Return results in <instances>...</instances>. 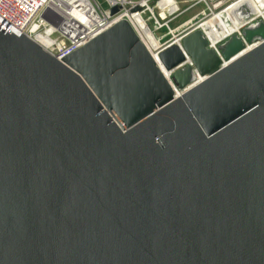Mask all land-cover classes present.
<instances>
[{"label":"water","instance_id":"obj_1","mask_svg":"<svg viewBox=\"0 0 264 264\" xmlns=\"http://www.w3.org/2000/svg\"><path fill=\"white\" fill-rule=\"evenodd\" d=\"M216 49L0 24V264H264L263 19Z\"/></svg>","mask_w":264,"mask_h":264},{"label":"built area","instance_id":"obj_2","mask_svg":"<svg viewBox=\"0 0 264 264\" xmlns=\"http://www.w3.org/2000/svg\"><path fill=\"white\" fill-rule=\"evenodd\" d=\"M85 1L87 5L83 4L84 0H0V24L17 36L25 34L50 54L61 58L114 22L126 19L148 50L156 57L159 48L171 42L175 35H182L197 25L202 28L205 22L219 13L235 11V16L239 15L244 19V25L252 24L259 18L264 21V13L254 15L255 11L264 10V0H196L190 7L203 4L206 14L204 12L199 20L189 24L179 33H174L169 23L189 9L188 7L184 12L178 11L180 8L174 0L166 5L156 3V0H105L106 8L96 0ZM244 2L249 4L250 11L243 6ZM114 6L119 7V11L110 15L109 9ZM134 6H139L141 10L130 13L129 9ZM152 21L154 27L151 30ZM164 26L168 28L171 38L161 43L153 31ZM202 29L208 37L205 29ZM148 33L156 44L151 42ZM228 35L230 34L223 36L218 42ZM209 43L217 50V43L212 44L210 39Z\"/></svg>","mask_w":264,"mask_h":264},{"label":"bare ground","instance_id":"obj_3","mask_svg":"<svg viewBox=\"0 0 264 264\" xmlns=\"http://www.w3.org/2000/svg\"><path fill=\"white\" fill-rule=\"evenodd\" d=\"M255 2V1H253ZM83 4H88L85 0ZM264 10L259 9L255 11V14H263ZM235 11H229V13H219L213 19L205 22L202 28L205 29L212 44L217 43L223 36L232 33L237 30L239 26L244 23L242 17L235 16ZM233 15V16H232ZM206 26V28H205ZM151 42H154L153 40ZM156 44V42H154Z\"/></svg>","mask_w":264,"mask_h":264},{"label":"rangeland","instance_id":"obj_4","mask_svg":"<svg viewBox=\"0 0 264 264\" xmlns=\"http://www.w3.org/2000/svg\"><path fill=\"white\" fill-rule=\"evenodd\" d=\"M96 1L100 5H102L103 8H106L105 0H96ZM170 1L171 0H156V3L159 2L163 5H166ZM195 1L196 0H189L187 3H181L179 6L181 9H184L186 6L188 7L190 4L194 3ZM203 7H204L203 4H199L198 6L194 7L192 10L182 13L181 15H179L177 18H175L174 20H172L169 23V27L171 28V30L174 33H179V31L187 28L189 26V24L192 23L193 20L190 19L191 15ZM178 11H180V9H178ZM205 14H206V10H205ZM153 25H154V23L152 21L150 24L151 30H152V27H154ZM153 34L155 35V37L157 39H160L161 42H165L169 38H171V34L169 33V30H168V28H166V26L162 27L161 29H157V30L153 31Z\"/></svg>","mask_w":264,"mask_h":264},{"label":"crops","instance_id":"obj_5","mask_svg":"<svg viewBox=\"0 0 264 264\" xmlns=\"http://www.w3.org/2000/svg\"><path fill=\"white\" fill-rule=\"evenodd\" d=\"M175 2H176V4L178 5V7L180 8V4L181 3H187L189 0H174ZM192 4H194V3H192ZM192 4H190L188 7H189V9L188 10H186L188 7L186 6L184 9H181L180 8V10L181 11H183L184 12V10H186L185 12H187V11H190V10H192L194 7H196V6H198L199 4H196V5H194V6H192V7H190ZM204 12H205V7H203V8H200L198 11H196L195 13H193L192 15H191V17H190V19L191 20H193L192 21V23L193 22H195V21H197V20H199L202 16H203V14H204ZM148 35L150 36V33H148ZM150 40L152 41L153 39H152V36H150ZM169 40V39H168ZM167 40V41H168ZM162 43V42H161ZM164 44V43H163Z\"/></svg>","mask_w":264,"mask_h":264}]
</instances>
